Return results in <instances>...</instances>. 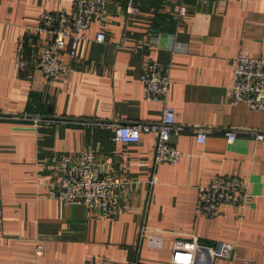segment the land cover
I'll list each match as a JSON object with an SVG mask.
<instances>
[{
  "label": "crops",
  "instance_id": "1",
  "mask_svg": "<svg viewBox=\"0 0 264 264\" xmlns=\"http://www.w3.org/2000/svg\"><path fill=\"white\" fill-rule=\"evenodd\" d=\"M105 1L106 17L92 24L90 40L76 57L63 55L71 71L48 80L39 70L20 74L17 44L24 34L44 38L31 28L40 14L71 10L74 0H0V264H82L92 255L111 264H168L175 240L192 237L233 245L214 264H264V139L250 134L264 130V112L231 97L233 59L264 57V0ZM149 60L170 68L177 122L211 130L204 143L193 130L175 135L185 155L155 169V133L130 143L113 138L116 122L162 115L140 80ZM25 113L41 116V125L15 118ZM227 130L238 131L235 141ZM90 144L100 148L103 170L126 181L128 208L111 218L46 197L54 159ZM153 172L158 180L150 184ZM218 173L246 180L251 196L244 209L226 204L207 217L197 211L198 189ZM144 227L163 236L161 248L140 239Z\"/></svg>",
  "mask_w": 264,
  "mask_h": 264
},
{
  "label": "built area",
  "instance_id": "2",
  "mask_svg": "<svg viewBox=\"0 0 264 264\" xmlns=\"http://www.w3.org/2000/svg\"><path fill=\"white\" fill-rule=\"evenodd\" d=\"M12 2L13 0H6ZM107 13L105 0H74L71 10L44 11L39 22L32 25L33 33L45 36L42 39L24 34L17 44L15 65L20 74L33 78L39 70L46 79L55 80L66 76L72 69L63 55L67 52L76 57L80 45L88 42V34L93 23H103ZM97 41H104L106 33L99 31ZM234 84L231 97L234 102H246L251 108L264 112V57L239 54L233 59ZM146 91V98L162 105V115L156 121H134L113 124V138L117 142H138L142 133H155L157 142L154 152V169L164 163L178 164L185 155L173 137L186 130H193L199 142L207 140L208 128H192L176 120L174 107L169 103L168 95L172 80L170 68L155 60L146 62L140 76ZM14 116V115H13ZM31 118L39 127L42 117L25 113L15 118ZM89 123V122H88ZM256 140L264 139V130L251 132ZM230 142L236 140L238 131L227 130ZM99 147L90 144L75 153L66 152L54 159L52 177L48 184L47 198L57 199L65 204H84L97 214L111 218L125 212L129 199L126 181L120 175L103 170L98 160ZM153 172L150 184L157 182ZM197 211L207 217L222 214L221 207L231 204L236 209H244L248 204L249 183L229 174H216L207 185L198 189ZM236 216L239 214L234 212ZM4 223V208L0 193V229ZM142 230L140 239H146L149 246L161 248L163 236L158 231ZM232 244H220L218 247L206 245L197 237L176 239L168 264H214L217 256L228 255ZM38 254H42V246H38ZM82 264H111V258L104 255H92ZM231 264H253L249 260L232 259Z\"/></svg>",
  "mask_w": 264,
  "mask_h": 264
},
{
  "label": "trees",
  "instance_id": "3",
  "mask_svg": "<svg viewBox=\"0 0 264 264\" xmlns=\"http://www.w3.org/2000/svg\"><path fill=\"white\" fill-rule=\"evenodd\" d=\"M55 11H58V10H55Z\"/></svg>",
  "mask_w": 264,
  "mask_h": 264
}]
</instances>
